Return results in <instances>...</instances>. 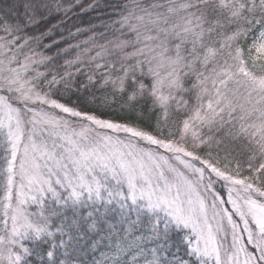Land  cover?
I'll list each match as a JSON object with an SVG mask.
<instances>
[{"label":"snow or ice","instance_id":"6c2138e0","mask_svg":"<svg viewBox=\"0 0 264 264\" xmlns=\"http://www.w3.org/2000/svg\"><path fill=\"white\" fill-rule=\"evenodd\" d=\"M0 264H264V0H0Z\"/></svg>","mask_w":264,"mask_h":264}]
</instances>
